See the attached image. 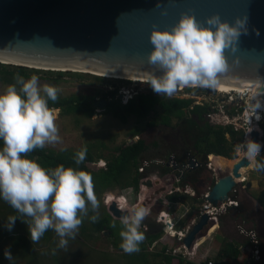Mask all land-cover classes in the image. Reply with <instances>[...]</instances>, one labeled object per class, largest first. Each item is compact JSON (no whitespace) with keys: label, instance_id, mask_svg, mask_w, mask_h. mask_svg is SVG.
Returning a JSON list of instances; mask_svg holds the SVG:
<instances>
[{"label":"clouds","instance_id":"1","mask_svg":"<svg viewBox=\"0 0 264 264\" xmlns=\"http://www.w3.org/2000/svg\"><path fill=\"white\" fill-rule=\"evenodd\" d=\"M246 25V18L229 22L214 14L200 22L194 15L183 13L171 28L153 27L149 35L153 47L147 59L158 66L160 74L151 75L147 83L158 96L168 97L184 87H217L220 74L229 67L226 52L236 50L240 35L247 34ZM59 92L54 85H41L37 75L28 79L17 76L15 83L0 92V140L3 141L0 199L19 214L7 217L5 227L9 231L20 218L28 227L32 244L39 243L47 231L53 230L59 238L57 248L68 251L69 240L76 239L83 220L88 218L93 223L99 220L100 201L93 178L84 169L63 164L46 169L36 159L29 158L28 154L36 149L62 143L56 124L57 114L48 104L49 100H58ZM261 107L257 104L254 108L257 119V109ZM261 149L259 142L246 138L238 150H243L253 170L264 171V159H257ZM87 151V146H82L74 153L77 165L86 160ZM210 157L208 161H211ZM140 174L143 178L149 173L145 170ZM151 176L148 175L154 182ZM117 197L121 196H116L114 201L122 212H126L120 217V248L127 254L139 252L145 238L140 229L149 210L144 206L129 209L124 205L125 197L120 201ZM109 201L108 196L104 204L108 206L112 200ZM90 212L93 213L91 216ZM4 256L9 262L13 260L10 249L4 250Z\"/></svg>","mask_w":264,"mask_h":264},{"label":"water","instance_id":"2","mask_svg":"<svg viewBox=\"0 0 264 264\" xmlns=\"http://www.w3.org/2000/svg\"><path fill=\"white\" fill-rule=\"evenodd\" d=\"M183 13L200 22L214 14L229 22L246 18L247 34L240 35L234 52H226L229 67L220 74L218 85L260 90L264 98V0H0V63L53 71L83 68L150 79L160 74L147 59L153 47L152 28H171ZM93 104L104 108L106 101ZM250 137L259 142L256 130ZM219 159L221 173L204 198L212 207L227 201L241 170L250 166L241 156L225 172L222 159L229 158ZM186 164H172L169 174L183 178ZM159 182L148 177L140 185L147 190ZM107 211L117 219L126 214L115 201ZM208 221V213L201 212L182 238L186 250Z\"/></svg>","mask_w":264,"mask_h":264},{"label":"rangeland","instance_id":"3","mask_svg":"<svg viewBox=\"0 0 264 264\" xmlns=\"http://www.w3.org/2000/svg\"><path fill=\"white\" fill-rule=\"evenodd\" d=\"M3 65H5L4 67H6L5 69L7 70H15L17 66L12 64ZM26 68H28L29 70H36L34 72V75H37L39 77L41 85H43L44 83H48L58 87L60 89L59 96L61 97L87 94L94 95L95 98H98L105 97L108 91L116 90L117 93V90H119L120 88H124L125 90L127 89L128 91L130 90V87L135 88L134 83H132L131 81L121 80L114 77L99 76L78 71H53L35 69L30 67ZM59 72H62L63 74L61 76H58ZM8 85L9 83L0 80V92H3ZM139 86L142 88L143 92H154L150 84L148 83L142 82ZM193 100L196 101L198 100V98L194 96ZM52 109H54L57 114L56 124L59 128V134L61 136L62 143L55 146L49 145L46 147L52 150L59 151L61 149L76 150L81 148L82 146H93L94 148L92 152L95 155L96 161L92 163L95 164L97 168H100L102 164H105L104 157L108 156L112 152L114 146L120 143H125L128 141V139H131L134 135L133 131L136 128H139L143 131L145 129V123L151 121L153 118H156L157 114V112H152L148 115V117L140 121H138L135 116H129L127 121L125 123H122L119 121V119L104 112L103 110L95 109V113L92 115V117L86 118L79 113L64 114L60 109ZM208 112L212 113L210 112V110ZM174 121L177 122V120ZM188 137L193 140L195 139V134ZM239 146L240 143L235 144V154L236 149L238 150ZM263 150L264 149H262V151ZM242 152L243 150H240V153ZM213 157H216L217 159L216 155H213ZM239 157L241 156L236 155V158L229 160H231L230 162H232ZM140 165L141 162H139V166ZM155 168L152 169L150 173H158V171H155ZM197 171L198 174L194 172L193 175H190L192 176V178H188V180H190L192 185H195L193 189L198 193L197 196L199 198L198 202L200 207L199 212H201L203 204L207 203L204 200V195L207 194V192L210 190L221 172L218 169V166L214 163L212 164L211 169H209L207 165H202L201 168L197 169ZM245 172L247 173L246 176ZM245 172H243V176L241 178L245 180L246 177V180L238 182L234 186L233 190L229 193V197L232 200L237 201V206L239 207V209H245L247 206L250 207V205H247L248 203L245 200V193L243 191V189L248 190L249 188H246L244 186V182L253 183V187L257 188L256 190H248L250 193L251 191L255 190V192L259 194L258 192H260L264 187V171H255L251 166L250 168L246 169ZM146 178H148L147 174H145L143 178L140 179L139 188L136 192H134L131 187H126L123 189L118 185L108 187L98 196V200L100 201L101 206L105 207L107 211V205L104 204L105 198L108 197L110 193H112L113 195L120 194L121 191H127L130 192V195H134L130 196L132 198L128 199V205H132L134 203L136 204L138 202V194H144L143 191L141 192L142 186L140 185V182ZM204 185L207 186V189L201 193ZM145 191V198H148L151 189H147ZM114 198L116 197L110 196L109 200L114 201ZM162 202L163 200L161 199L155 201L152 210H157L158 206L163 205L164 202ZM1 204L2 202H0V205ZM250 210L252 209L250 208ZM224 213H222L221 215H223ZM252 214L255 213L252 211H241L240 213V215L247 220V223L243 224L246 228H249L251 226L248 223V218L252 216ZM5 218L7 219V217ZM231 219H234V217H231ZM217 220L218 219H216L215 221ZM2 221H4L3 218H0V222ZM234 223H236L235 220ZM23 225L24 229L26 230L25 235L28 237L29 242L31 243L28 227L26 224ZM121 228L122 225H116L115 227H113L114 233L111 236L107 232L106 233L108 235L106 233H103V236L101 234L99 235L92 233L91 236L87 235L85 238H82V236L79 235V229L76 239L69 240L68 251L57 248V242L59 238L54 234L52 236L53 238H51L47 243H43L42 239L37 244L31 243L32 245H34V251L37 252L35 256H22L18 248L11 246L10 242H3V246L0 247V264H131L135 261L130 259V257L134 254H137V252L127 254L120 248L121 237L119 235V232ZM0 231L2 230L0 229ZM223 232L225 231L223 230ZM221 235V231L219 229L216 230L215 243H217ZM6 248L10 249L13 254V260L11 262H9L4 256V250ZM54 249H56L55 254L53 253ZM186 257L190 258L189 256Z\"/></svg>","mask_w":264,"mask_h":264},{"label":"trees","instance_id":"4","mask_svg":"<svg viewBox=\"0 0 264 264\" xmlns=\"http://www.w3.org/2000/svg\"><path fill=\"white\" fill-rule=\"evenodd\" d=\"M4 66L5 65L0 64V80L9 84L15 83L17 76L28 79L34 75V72L36 71L33 69L29 70L23 66H16L15 70H7ZM62 74V72H59L58 76H61ZM115 96L116 90L108 91L105 95V99H107V101L109 100L105 112L111 113L113 117L119 119L122 123H125L128 117L132 115L142 119L157 106L162 108L161 122L169 123L171 117L176 116L178 119L184 117L187 114L186 110L193 102L192 99L164 98L147 93L140 94L138 98L139 100L132 99L128 103L122 104L120 99H115ZM94 102V95L79 94L70 95L68 97L58 96L56 102L49 100L48 104L50 108L60 109L64 114L79 113L86 118H91L95 111ZM207 111L208 108L206 106L194 105L193 108L190 109L192 116L187 118L188 122L191 125L198 127L202 133L201 136L194 140L195 148L205 155L215 154L229 159L236 158L235 144L241 142L243 132L234 131L230 126L210 125L204 116ZM2 147L3 141L0 140V148ZM93 148V146L87 147L88 151L86 160L79 165H77L73 159L74 153L78 149L57 151L45 147L44 149H36L28 155L29 158L36 159L46 169L55 168L60 164H63L66 167L71 166L77 169H84L93 178L94 190L97 198L105 189L116 185L122 189L131 187L134 192L138 191L139 181L142 178V174L138 171L140 162L138 158L140 152L144 148L143 141L132 144H127V142H125L114 146L112 152L104 157L105 165L100 168H93L90 165L93 164L92 162L96 161L95 155L92 152ZM262 154L263 157L260 158V156H258L259 158L257 159H264V152H262ZM233 162H235V160ZM148 168L146 169V172L149 171ZM159 168L160 167H158V170ZM159 171H161L160 175L162 177H166L165 175L168 173L166 168L161 167ZM173 193L174 192H171L170 195ZM110 196L116 197L113 194H109V197ZM257 200L264 208V188L257 195ZM0 202H2L0 205V218H3L4 220L0 222V229L2 230L0 231V247L3 246V242H10L11 246L18 248L22 256H35L37 252L34 251V245L29 242L28 237L25 235L26 230L24 229L23 224L26 223L20 218H17L14 227L9 231L4 225L7 221L5 217L19 214L3 199H0ZM92 214L93 213L90 212L89 216ZM99 216V220L95 223L91 222L88 218L83 220L79 232V235H81L82 238H85L87 235L91 236L92 233L99 235L106 232L109 233V235L114 233L112 227L113 218L106 211L105 207L101 206V204L99 208ZM85 221L88 222V225ZM209 224H211V222ZM213 227L210 228V230L213 229ZM54 234L53 230L47 231L41 238L43 243L49 242ZM158 236L159 233L150 235L149 238H147V241L149 242L148 244H151ZM139 247L140 251L130 257V259L136 263L133 262L131 264H151L150 261L147 260L146 253L143 252V249H145L147 245L142 242ZM239 254L238 247L233 242L227 241L220 248L218 256L214 259V262L216 264H230L229 262H232V258H236ZM164 259L167 264L171 262L170 256H164ZM183 263L185 262L181 259L178 264ZM185 264L193 263L187 262Z\"/></svg>","mask_w":264,"mask_h":264},{"label":"crops","instance_id":"5","mask_svg":"<svg viewBox=\"0 0 264 264\" xmlns=\"http://www.w3.org/2000/svg\"><path fill=\"white\" fill-rule=\"evenodd\" d=\"M261 154L260 158H262L263 155ZM158 167L159 166L154 163L150 164L148 168V175L151 176L152 174H156L152 175L153 180H156L160 177L159 184L153 185L148 198H145L146 191L141 189V192L143 191L144 194H138V202L136 204L134 203L132 205H128V199L132 198L130 196L134 195H130V192L127 191H121L120 194H114L115 196L125 197L126 201L124 205H126V207L129 209L134 206H140L143 204L142 206L146 207L149 210L148 216L142 222V226H146L147 228L146 230L143 228H141L140 230L144 233L145 237L143 243L147 245V247L143 249V252L146 253L147 260L150 261L151 264H167L165 262L164 256L171 257V262L169 264H178L181 259L185 263L190 262L193 264H201L208 259L214 261V259L218 256L220 248L227 241L233 242L238 247V250L240 252V254L236 258H232V262L228 261L230 264H264V208L257 200L258 194L255 192L257 188H254L253 183L249 182H244L243 184L246 188H249V191L250 189H255L251 191L252 195L248 190L243 189V191L245 193V200L248 203L247 205H250V207L247 206L245 209H239L238 206L229 207V209L223 215L217 217L218 220L216 222L212 221L211 224H209L210 222L207 223V225L203 229L204 231L202 230L200 232V235L197 236L196 240L188 250L182 249L177 254L171 253V250L173 248L179 247L183 244L182 240L178 239V232H185V230H187L188 227L190 228L191 225L198 219L200 214V207L198 202L199 198L197 196L198 193L193 189L195 185H192L190 180H188V178H192V176H190V172L186 173V176L184 178H180L178 176L175 177L174 175H170L169 172L167 173V175H165L166 177H162L160 175L161 171L158 170ZM154 168L156 169L155 171H158V173H150V171H152V169ZM246 175L247 173L245 172V176ZM161 181L167 182L165 183V185H163L164 182L161 183ZM161 185H163V187L165 188L161 189ZM169 189L171 191H169ZM206 189L207 186L204 185L201 193ZM171 192L174 193L170 195ZM254 192L256 193V196ZM159 199L163 200L164 203L162 202L163 205L158 206L157 210L153 211L152 207L155 204V201H158ZM250 208L252 210H250ZM241 211H252L255 213L248 218V223L251 225L249 228L256 230L261 239L262 263L254 262L252 260L250 246L248 244L247 238L239 234L236 229L238 224L247 223V220L240 215ZM231 217H234V219H231ZM112 218V225H121L120 219L114 217ZM165 218L167 221H164ZM234 220L236 223H234ZM165 223H168V226L171 227V231H169V228L164 227ZM211 227H213V229L210 230ZM218 229L221 231L222 235L220 236L217 243H215V234L216 230ZM223 230L225 232H223ZM156 233H159V236L151 244H148L149 242L147 241V238H149L150 235ZM186 256H189L190 258H187Z\"/></svg>","mask_w":264,"mask_h":264},{"label":"built area","instance_id":"6","mask_svg":"<svg viewBox=\"0 0 264 264\" xmlns=\"http://www.w3.org/2000/svg\"><path fill=\"white\" fill-rule=\"evenodd\" d=\"M121 80H129L134 83L135 88H131L128 91L124 88H120L118 93L122 96L136 94L143 92L142 88L139 86L140 83H147L146 81H134L130 79H121ZM214 92V93H210ZM175 96H181L184 98H190L193 100V97L196 96L198 100L192 102V106L201 105L206 106L208 108L206 115L209 117V121L212 125L215 126H230L234 131H242L243 137L240 145L246 138H251L250 133L253 130H256L259 133V143L262 145V149H264V98H258L253 91H248L243 93L238 90H229V91H218L213 88H188L184 87L178 89L174 94ZM256 96V97H255ZM217 98V99H216ZM204 101V102H203ZM208 101V102H205ZM217 104V105H215ZM257 104H261L262 107L257 109L259 114V119L255 115L254 108ZM261 149V150H262ZM237 156H244V153H240V150L236 149ZM210 157V156H209ZM218 157V156H217ZM151 163L148 161H142L141 165L138 167V171L140 173H144L145 170L149 167ZM212 162L208 161V168H212ZM241 182V181H240ZM171 191V190H169ZM207 194L204 195V198ZM108 200V199H107ZM117 200H124V197H117ZM111 202V200L109 201ZM108 203V202H107ZM238 203L236 200H232L230 197L224 203H219L217 207H212L208 203H204L202 207V211H205L209 215V221L212 222L217 219L222 213L226 212L229 207L237 206ZM199 212V213H201ZM163 213V212H162ZM165 214V213H164ZM164 221H167L166 218ZM163 221V222H164ZM216 222V221H215ZM145 227V228H144ZM142 226L141 228L146 230V226ZM164 227L169 228L171 231V227L168 226V223L164 224ZM166 229V228H165ZM239 234L245 236L248 240V244L250 246L251 258L254 262H261V242L258 233L256 230L251 228H246L243 224H238L236 227ZM189 230V227L185 232H178V239L182 240L184 235ZM182 249H185V246L182 244L179 247L173 248L171 253L177 254ZM201 264H215L213 260L208 259L204 263Z\"/></svg>","mask_w":264,"mask_h":264},{"label":"flooded vegetation","instance_id":"7","mask_svg":"<svg viewBox=\"0 0 264 264\" xmlns=\"http://www.w3.org/2000/svg\"><path fill=\"white\" fill-rule=\"evenodd\" d=\"M147 93L157 95L154 92H140L136 94H126L125 96H122L118 93L117 90L115 99H120V101H122V104H126L132 99L139 100L138 98L140 94ZM159 96L164 98L190 99L175 95H172L171 97H168L166 95ZM101 99H104L106 101L107 106V102L109 100L107 101L105 97L95 98V101ZM106 106L104 108L95 107V109L103 110L105 112ZM192 108L193 106L191 104L186 110L187 114L184 117H182L181 119H178L176 116L171 117L169 123L161 122L162 108L159 106L155 107L146 115V117H148L150 113L157 112L156 118H153L151 121L145 123V129L143 131L139 128H136L133 131V134L135 136L133 135V137L131 139H128L127 141V144L138 143L140 141H143L144 148L140 152L138 158L140 162L148 161L149 163H159L163 168H166L168 172L170 171L172 164H180L183 162H187V169L183 174L184 177L186 176V173L190 172V175H193L194 172H198L197 169L201 168V166L204 165V162L209 159V156L208 154L205 155L199 152L194 145L195 139L191 140L188 137L193 134H195V138L202 135L198 127L193 126L188 122L187 118H190L192 116V114L190 113V109ZM108 114L111 115V113ZM204 116L206 117L208 123L212 125L207 115ZM146 117L142 119L136 117V119L140 121L145 119ZM174 120H177V122H175ZM219 157H217L216 159V157L214 158L213 156H211L210 160H216L219 163ZM222 160L224 161V164L234 163L233 161L230 162L231 160L229 159ZM250 167L251 165L247 168H243L241 171L245 172L246 169ZM177 174H179V172H177ZM243 180L244 179L239 178V181Z\"/></svg>","mask_w":264,"mask_h":264},{"label":"bare ground","instance_id":"8","mask_svg":"<svg viewBox=\"0 0 264 264\" xmlns=\"http://www.w3.org/2000/svg\"><path fill=\"white\" fill-rule=\"evenodd\" d=\"M64 70V69H63ZM75 71H78V72H87L88 73H92V74H96V75H99V76H106V77H114V78H126V79H130V80H135V81H146L148 82L149 79H143V78H137V77H131V76H125V75H119V74H112V73H104V72H97V71H91V70H86V69H83V68H77V69H74ZM73 70V71H74ZM215 90H218V91H229V90H238V91H241L243 93H246L248 91H253L255 93V95L260 99L262 98L263 96L260 95V90H252V89H243V88H234V87H227V86H217L215 88H213ZM255 96V97H256ZM212 162H214V164H216L217 166H219V163L216 161V160H213ZM232 164H224L225 166V172H229L231 171V168H232ZM251 165V164H250ZM242 172V171H241ZM242 176H243V172H242ZM237 181L239 182V178L237 179ZM145 200V199H144ZM141 203V201H140ZM148 203V202H147Z\"/></svg>","mask_w":264,"mask_h":264}]
</instances>
